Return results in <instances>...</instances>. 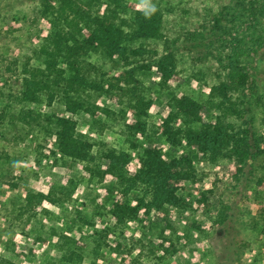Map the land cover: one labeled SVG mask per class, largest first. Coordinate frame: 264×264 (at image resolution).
Returning <instances> with one entry per match:
<instances>
[{"label":"rangeland","instance_id":"1","mask_svg":"<svg viewBox=\"0 0 264 264\" xmlns=\"http://www.w3.org/2000/svg\"><path fill=\"white\" fill-rule=\"evenodd\" d=\"M226 2L149 0L145 5L136 0L140 8L154 5L162 10L163 37L137 42L146 52L131 55L129 64L101 50L84 56L87 72L109 91L88 90L89 98L119 114H103L98 121L85 112L74 115L78 130L94 142L90 164L95 171L99 162L103 167L108 164L107 159H99L104 145L131 152V170L137 168L143 146H158L168 159L181 154L184 149L170 144L158 128L172 94L185 93L201 101L206 122L223 113L215 87L224 76L207 52L188 49L186 37ZM40 7V0H0V110H5L6 116L0 124V264H264V157L256 161L254 178L238 184L230 172L235 161L221 158L213 162L196 150V180L182 181L177 191L190 206L166 204L149 209L134 189L128 197L138 211L117 223L107 189L118 182L117 178L90 175L84 166L87 162H76L57 152L53 136L45 134L38 122L14 119L20 109L67 115L62 102L49 104L44 95L34 103H21L16 97L26 68L42 65L34 52L36 33L46 27ZM123 17L131 20L132 14L124 12ZM166 38L177 51L179 71V80L168 89L159 85L156 66ZM126 68H135L142 80L140 88L152 102L148 130L138 140L141 146L136 150L126 141L120 116L126 97L118 101L120 94L115 95L116 89L107 80ZM255 81L262 101L251 115L252 129L264 134V62ZM227 118L242 123L236 116ZM62 186L70 199L46 198L28 207L27 189L48 193ZM222 209L224 215L219 213ZM64 235L76 240L71 245L76 250L73 261L63 259Z\"/></svg>","mask_w":264,"mask_h":264},{"label":"trees","instance_id":"2","mask_svg":"<svg viewBox=\"0 0 264 264\" xmlns=\"http://www.w3.org/2000/svg\"><path fill=\"white\" fill-rule=\"evenodd\" d=\"M40 4V16L46 27L36 33L34 52L42 65L26 68L22 90L16 97L21 103H34L44 95L49 104L62 102L67 115L20 109L13 117L27 124L38 122L45 134L53 136L57 152L73 161L87 162L84 166L90 175L109 174L117 178L118 182L107 188L117 223L137 213L138 208L131 206L128 197L134 189L138 191V200L149 209L166 204L190 206L177 191L182 181L196 180V150L213 162L221 158L235 161L230 172L238 184L254 178L256 161L264 157V134L253 131L251 116L262 101L255 77L264 62V0H228L212 13L207 23L188 31V49L207 52L224 76L215 87L223 113L206 122L201 101L185 93L172 94L158 128L170 144L184 149L181 154L168 159L158 146H143L137 168L131 170V152L104 145L99 159H107L108 164L103 167L99 162L96 171L90 164L94 142L78 130L74 115L85 112L98 121L103 114L109 117L119 114L89 98L88 90L103 92L108 88L90 76L83 66L84 56L101 50L129 64L131 55L146 52L137 42L163 37V12L155 7L154 13L145 16V8H140L136 0H40ZM124 12L132 14L131 20L123 17ZM172 42L164 40L156 61L159 85L166 89L179 80L177 51L170 45ZM107 80L116 89L115 95L120 94L118 101L126 97L120 116L126 141L136 150L141 146L138 140L148 130V109L152 102L142 92V80L135 68H126ZM229 116L242 119V123L229 121ZM5 119V110H0V124ZM68 194L63 186L48 193L27 189L25 199L28 207H35L46 198L65 202L70 199ZM146 199L149 200L145 202ZM219 213L224 215L223 209ZM62 237L68 247L61 246L63 259L73 261L76 250L71 245L76 240Z\"/></svg>","mask_w":264,"mask_h":264},{"label":"clouds","instance_id":"3","mask_svg":"<svg viewBox=\"0 0 264 264\" xmlns=\"http://www.w3.org/2000/svg\"><path fill=\"white\" fill-rule=\"evenodd\" d=\"M143 2H144L145 5H149V0H143ZM155 11H156V9H155V6L154 5L147 6L144 9L145 16H150Z\"/></svg>","mask_w":264,"mask_h":264}]
</instances>
